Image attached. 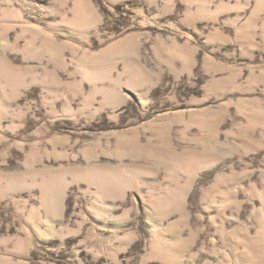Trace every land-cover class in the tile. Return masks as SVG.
I'll use <instances>...</instances> for the list:
<instances>
[{
  "label": "rangeland",
  "instance_id": "374dc122",
  "mask_svg": "<svg viewBox=\"0 0 264 264\" xmlns=\"http://www.w3.org/2000/svg\"><path fill=\"white\" fill-rule=\"evenodd\" d=\"M0 264H264V0H0Z\"/></svg>",
  "mask_w": 264,
  "mask_h": 264
}]
</instances>
